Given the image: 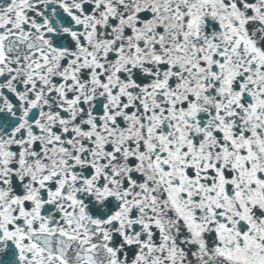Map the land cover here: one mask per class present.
Segmentation results:
<instances>
[{
	"label": "snow or ice",
	"instance_id": "obj_1",
	"mask_svg": "<svg viewBox=\"0 0 264 264\" xmlns=\"http://www.w3.org/2000/svg\"><path fill=\"white\" fill-rule=\"evenodd\" d=\"M0 264H264V0H0Z\"/></svg>",
	"mask_w": 264,
	"mask_h": 264
}]
</instances>
